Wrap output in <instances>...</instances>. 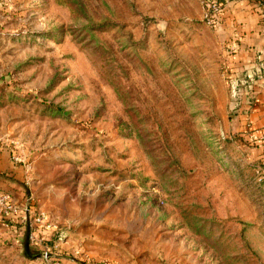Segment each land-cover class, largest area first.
<instances>
[{"label": "rangeland", "instance_id": "1", "mask_svg": "<svg viewBox=\"0 0 264 264\" xmlns=\"http://www.w3.org/2000/svg\"><path fill=\"white\" fill-rule=\"evenodd\" d=\"M219 2L213 29L199 0H0V150L22 166L15 202L50 224L0 213V264L45 247L64 264H264L237 130L264 77L230 79L241 18Z\"/></svg>", "mask_w": 264, "mask_h": 264}, {"label": "crops", "instance_id": "2", "mask_svg": "<svg viewBox=\"0 0 264 264\" xmlns=\"http://www.w3.org/2000/svg\"><path fill=\"white\" fill-rule=\"evenodd\" d=\"M225 7L237 8L241 24L234 27L236 35L234 53L228 57L230 68L228 75L243 80L252 75L258 76L257 67L264 63V0H224ZM255 90H259L255 87ZM239 107L247 108L245 117L239 116L237 130L245 136L247 125L264 132V88L251 104ZM251 153L257 163L264 167V140L253 144ZM22 166L14 164L8 153L0 150V189L9 192L18 200L22 197ZM15 220V219H14ZM17 221V220H15Z\"/></svg>", "mask_w": 264, "mask_h": 264}, {"label": "built area", "instance_id": "3", "mask_svg": "<svg viewBox=\"0 0 264 264\" xmlns=\"http://www.w3.org/2000/svg\"><path fill=\"white\" fill-rule=\"evenodd\" d=\"M202 8V18L204 22L211 28L216 29L219 28L221 22V13L222 7L221 3L215 0H199ZM258 77H264V63H261L257 67ZM253 77L252 75H248V78ZM233 80V78H230ZM232 91L237 90L238 84H231ZM246 134L244 138L250 142L251 145L261 142L264 140V132H261L258 128H251L247 125ZM11 160L13 162H18L19 158L17 156H12ZM255 174L257 181L264 188V167L261 164H258L255 167ZM0 213L4 216H9L10 218H14L15 220L24 223L29 227L43 228L44 230L47 227H50V224H45V219L43 218V214L39 216L31 215V207L27 202L24 204H17L13 199V195L9 192L0 189ZM31 241H37L38 235L35 232H31L29 235ZM42 240V239H41ZM41 264H64L61 257H59L56 253H53L50 248L45 247L41 251Z\"/></svg>", "mask_w": 264, "mask_h": 264}, {"label": "water", "instance_id": "4", "mask_svg": "<svg viewBox=\"0 0 264 264\" xmlns=\"http://www.w3.org/2000/svg\"><path fill=\"white\" fill-rule=\"evenodd\" d=\"M215 1H218V0H215Z\"/></svg>", "mask_w": 264, "mask_h": 264}]
</instances>
